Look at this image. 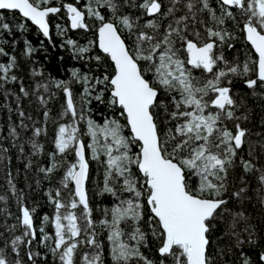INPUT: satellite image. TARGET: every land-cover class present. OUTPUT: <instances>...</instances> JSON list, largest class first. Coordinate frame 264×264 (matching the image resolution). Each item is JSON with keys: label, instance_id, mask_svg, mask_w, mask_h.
<instances>
[{"label": "snow or ice", "instance_id": "6c2138e0", "mask_svg": "<svg viewBox=\"0 0 264 264\" xmlns=\"http://www.w3.org/2000/svg\"><path fill=\"white\" fill-rule=\"evenodd\" d=\"M78 3L79 0L75 4L59 0L57 6L53 0H0V10L22 14L49 40V18L62 9L72 29L88 31L93 27L88 18L99 21L98 46L114 64L113 73L102 77L81 75L77 69L71 71L67 81L51 76L34 79L29 91L15 74V56L0 63V91L5 97L15 96L20 129L27 130L29 126L24 121L32 118L20 108L21 96L6 89L9 83L19 84L23 97L35 95L46 109L45 119L49 115L48 100L55 95L52 89L62 91L65 105L61 117H71L70 123L58 126L48 166L39 168L47 177L64 169L60 186L47 191L53 215L45 214L37 227L36 208L23 203L9 180L20 215L17 224L5 225L11 236L0 247V264H25L22 246L30 264H37L39 253L32 249L38 233L39 244L49 247L59 264H105L104 246L97 239L94 209L86 187L88 148L92 159L99 161L101 154L106 157L99 194H110L118 201L103 210L104 219L99 221L109 232L114 264H215L216 258L226 255L228 249L214 254V239L225 236L231 241L230 248L240 251L239 264H264V229L258 233L247 214V202L252 197L245 179L256 176L255 198L264 215V165L255 162L259 159L257 145L248 139L249 130L240 123L249 118L246 110L241 112L245 100L231 87L234 78H241L254 96L256 89H264V0H87L84 8ZM125 7L135 11L125 13ZM228 21L242 24L240 31L258 54L256 60H246L241 65L225 58L222 48L233 47L230 41L234 38L225 27ZM0 27L10 30L8 23ZM66 44L81 58L90 51V47H79L72 39ZM34 51L26 42L24 55L30 57ZM0 55H8L3 47ZM95 59L100 61L101 57L97 55ZM193 69L211 75L199 79ZM30 75L37 78L44 73L32 68ZM73 82L83 86L79 111ZM105 92L109 93L107 101ZM93 100L119 107L131 135L123 134L125 126L116 119H108L101 126L87 118V135L92 143L86 145L78 122L86 119L83 106L91 105ZM46 134L45 127H32V137L27 141L32 155L43 153L44 146L38 138ZM9 135L13 146L24 153V145L16 143L20 139L17 126L10 127ZM245 145L248 159L240 155ZM133 146L138 148L135 153ZM259 149L264 153V142L259 143ZM7 151L0 145V153ZM69 152H74V162L63 159ZM133 166L142 180L133 173ZM237 168L242 172L237 177L238 184L230 179ZM63 190H68L67 198ZM145 190L151 213L147 221ZM123 193L130 194V198H122ZM0 201H6V197L0 195ZM77 209L79 214L74 211ZM2 211L11 215L6 209ZM142 222L159 241L155 260L142 251L148 247L149 238L141 228ZM122 223L130 224L132 230L125 233ZM49 224H54V233L45 230ZM18 229L22 232L15 235Z\"/></svg>", "mask_w": 264, "mask_h": 264}, {"label": "trees", "instance_id": "16d2710c", "mask_svg": "<svg viewBox=\"0 0 264 264\" xmlns=\"http://www.w3.org/2000/svg\"><path fill=\"white\" fill-rule=\"evenodd\" d=\"M167 0H165V3ZM54 5L59 4V0H53ZM63 3H76V0H63ZM87 0H79L78 7L84 8ZM215 6V5H214ZM104 11V10H102ZM125 13L135 11L127 7L123 8ZM105 15H109V12H104ZM139 14V13H137ZM50 21V36L44 37L42 32L33 25L30 21H27L16 11L2 10L0 11V25L8 23L10 30H5L0 27V47L4 48V51L8 53L7 56L0 55V63H7L11 56L17 58L18 68L15 74L23 81L25 87L32 90L34 79H47L49 76L55 79L70 80L71 71L79 70L81 75L87 74L89 77H102L104 74L111 75L114 70V65L111 62L107 54L103 53L97 45L96 29L99 26V21L88 18L87 22L92 25L88 31L83 29H72L67 19L66 11L62 9V12L57 15H52L49 18ZM23 25V28L20 27ZM60 25V28L56 26ZM225 27L233 33L234 38L230 41L233 47L229 48L224 45L222 48L223 55L230 63L243 64L246 60H256L257 56L250 44L246 41L244 33L240 31L241 25L233 24L228 21ZM126 35V33H125ZM68 39H72L79 47H90V51L82 54L83 58L76 55L71 46L66 44ZM26 42L35 49L30 57L24 55ZM89 42H94L90 45ZM99 55L100 61H97L95 57ZM186 55V54H185ZM144 62H141L143 64ZM189 68L191 66H188ZM37 68L43 71V77L33 78L30 75V70ZM193 75L199 79L211 74L203 73L200 70L193 69ZM148 77L151 79L152 74L149 73ZM252 78H255L254 76ZM9 92H14L21 96L20 108L24 110L26 115L31 116V120L26 119L24 121L29 127L27 130L20 129L18 127L20 123V117L18 116V108L15 96L5 97L3 91H0V145L3 148L8 149L6 153H0V195L6 197V201H0V232L3 236H0V247L4 246V240L10 238L11 234L5 231V225L11 226L17 224V217L20 215V207L17 204V198L10 191L9 180L15 184L17 189V195L23 197V203L29 208L35 207L36 213L34 221L37 227L41 224L42 217L47 214L50 217L53 215L54 208L50 203L47 191L49 189H55L59 187L60 178L63 175L64 169L61 168L50 177L45 176L44 173L39 172L40 167L48 166L49 153L53 152L54 139L57 134L59 124L70 123L71 117H61L63 106L65 105V95L58 89H52L55 95L48 100L47 110L49 115L47 119L44 117V111L46 110L43 105L39 103L35 95L29 97H23L19 92V84L9 83L6 86ZM74 99L77 104L78 111L81 107L80 94L83 91V86L79 83L73 82L71 85ZM103 87V86H98ZM233 91L245 100V109H241V112H247L248 120L241 121V126L249 130L248 139L257 145L256 155L259 159L255 162L259 165H264V153L260 152L259 143L264 142V89H256L257 95H252V90L248 89L244 85V80L241 78H234L231 85ZM95 94V93H94ZM48 94H45L47 98ZM108 92H105V101L108 99ZM85 120L79 121L78 126L81 129V139L87 144L92 143V139L87 135V118L93 119L98 125L103 126L108 119H116L121 125H124L123 134L130 136V128L127 127L126 119L120 115L119 107L109 106L107 103H99L95 100L91 105H84ZM11 109V111L9 110ZM91 109V111H89ZM240 114V113H238ZM12 126H17V131L20 133V139L16 141L17 144L24 145V153H20L17 147L13 146V139L9 135V129ZM45 127L47 130L46 135H42L38 138V142L44 146L43 153L40 155H32V149L27 143L28 139L32 137V127ZM231 126V122H229ZM163 127V125H162ZM261 135H257V134ZM138 148L133 146L132 152L135 153ZM248 146L245 145L240 150V155L248 159L247 155ZM87 159L89 160V180L87 182V189L89 191L90 204L93 207V219L96 221V233L97 239L103 243V259L105 264H114L111 258V244L108 241V230L100 226L99 221L104 219L103 210L112 208L118 201L110 194L100 195L99 192L103 188L104 173L106 168V157L101 154L99 161L92 159V151L90 148L86 149ZM61 159V157H57ZM68 162H74V152H69L63 157ZM31 161V167H28V163ZM133 173L141 178V174L133 166ZM9 173L11 175H9ZM242 174L241 170L237 168L231 175L230 179L238 184L237 177ZM245 179L249 183V195L252 197L247 202V214L251 218V223L256 227L258 233L261 229H264V215L261 214V206L257 202L255 196V189L258 187V182L255 175H248ZM39 182V183H37ZM70 187H72L70 185ZM64 196L67 198L68 190H63ZM147 191L144 195V220L147 221L151 215L150 210L146 204ZM122 198H130V194L123 193ZM230 206H233L230 204ZM6 209L7 215L4 211ZM79 214V209L74 210ZM121 228L128 233L132 230L130 224H121ZM141 228L145 232L149 233L148 247L142 248V251L150 259H157V248L159 247V241L151 236L148 224L141 223ZM49 233H54V224H49L46 229ZM22 229H18L15 235H20ZM216 234L214 233V236ZM126 238V237H125ZM40 234L37 235V240L33 243V251L38 252L39 256L37 264H59V261L55 259L49 251V247L44 244H39ZM51 243V242H49ZM214 254L222 249H228L227 254L216 258L215 264H239L240 251L238 249H231V241L228 237L223 239H214ZM248 249L245 248V251ZM87 251V249H84ZM255 256V253H250ZM21 257L25 261V264H30L27 260L26 249L22 246ZM45 257H47L45 259Z\"/></svg>", "mask_w": 264, "mask_h": 264}, {"label": "water", "instance_id": "95a60500", "mask_svg": "<svg viewBox=\"0 0 264 264\" xmlns=\"http://www.w3.org/2000/svg\"><path fill=\"white\" fill-rule=\"evenodd\" d=\"M0 11H2V10H0ZM8 11H12V10H8ZM21 16H22V14H20ZM26 19V18H25ZM70 21V20H69ZM71 23V22H70ZM36 26V25H35ZM37 27V26H36ZM71 27V26H70ZM38 28V27H37ZM96 34H97V45H98V33H97V30H96ZM244 36H245V34H244ZM245 39H246V37H245ZM247 41V40H246ZM248 42V41H247ZM249 43V42H248ZM250 44V43H249ZM251 46V45H250ZM98 48H99V46H98ZM100 49V48H99ZM101 50V49H100ZM102 51V50H101ZM253 51H254V49H253ZM103 52V51H102ZM255 52V51H254ZM256 54V53H255ZM256 56H257V58H258V54H256ZM110 58V57H109ZM111 60V59H110ZM112 62V61H111ZM113 63V62H112ZM114 65V64H113ZM86 187H87V184H86Z\"/></svg>", "mask_w": 264, "mask_h": 264}, {"label": "flooded vegetation", "instance_id": "af4514ba", "mask_svg": "<svg viewBox=\"0 0 264 264\" xmlns=\"http://www.w3.org/2000/svg\"><path fill=\"white\" fill-rule=\"evenodd\" d=\"M67 19H68V21H69V18H68V16H67ZM69 25H70V21H69ZM98 28V27H97ZM97 30V29H96ZM97 35V34H96Z\"/></svg>", "mask_w": 264, "mask_h": 264}]
</instances>
